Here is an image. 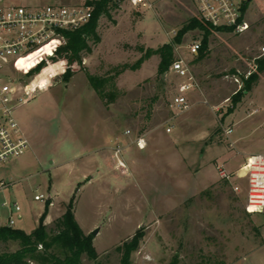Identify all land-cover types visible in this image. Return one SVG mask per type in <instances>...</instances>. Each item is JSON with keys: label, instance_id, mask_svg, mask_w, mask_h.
I'll use <instances>...</instances> for the list:
<instances>
[{"label": "rangeland", "instance_id": "1", "mask_svg": "<svg viewBox=\"0 0 264 264\" xmlns=\"http://www.w3.org/2000/svg\"><path fill=\"white\" fill-rule=\"evenodd\" d=\"M245 1L250 28L241 34L214 32L201 60L188 50L202 42L199 30L175 43L189 20L200 17L191 0H156L153 10L112 9L97 28L102 42H90L84 69L68 82L62 74L66 60L53 61L55 48L66 40L23 58L15 66L17 78L29 90L39 89L15 110L31 150L0 165L6 185L0 190V226L13 215L14 228L31 233L48 204L45 224L51 231L73 200L76 219L98 252L97 260L84 255V264H120L116 248L141 227L145 237L133 264H170L175 256L179 264H264V214H249L245 190H233L240 180L222 179L217 168L235 173L242 165L225 166L228 157L264 153V78L233 104L244 80L257 71L264 47V0ZM167 44L174 45V60L190 62L203 93L198 95L209 105L194 104L164 125L174 117L172 100L182 81L171 65L158 73L161 57L153 51ZM88 74L112 78L106 88L115 93L112 102L96 93ZM230 126L234 146L224 136ZM41 194L46 200H35ZM4 202L18 203L21 217L2 207ZM20 247L18 241L0 242V254ZM56 253L64 256L65 249L57 247Z\"/></svg>", "mask_w": 264, "mask_h": 264}, {"label": "built area", "instance_id": "2", "mask_svg": "<svg viewBox=\"0 0 264 264\" xmlns=\"http://www.w3.org/2000/svg\"><path fill=\"white\" fill-rule=\"evenodd\" d=\"M103 1L0 0V165L10 157H22L31 150V142L17 121L15 110L35 98L39 89L29 90V87H24L28 84L19 81L15 74V66L23 58L48 43L66 40V32H74L85 27L90 23ZM191 1L196 6L200 17L214 28L231 29L236 34L244 33L250 28L245 15L247 9L244 10L247 4L245 0ZM155 4L156 0H110L108 8H110V13L112 9L117 10L124 6H132L137 11H142L144 9L153 10ZM201 46V41H194L188 45L189 54L198 56ZM261 51V55L264 56V47L261 48ZM170 71L182 81L172 100L171 106L175 109L174 117L167 119L164 125L171 123L180 114L190 110L194 105L190 100V94L195 90L202 91L199 82L192 75L190 62L185 58L179 56L175 59L171 64ZM203 103L209 105L205 99ZM167 132H171V125L167 127ZM232 134L233 128L224 129L225 139L228 140L230 146L235 145L231 141ZM144 145L143 137H139L137 146L143 148ZM118 151L120 152V150ZM217 168L220 177L224 180L230 181L233 177H237V179L246 182V210L249 214H264L263 154L249 156L235 173L228 172L225 167L218 166ZM5 186L3 182H0V190ZM233 188L235 192L240 190L239 185H234ZM35 200L45 201L46 198L41 194L36 195ZM2 207L12 209L18 218L21 217L22 208L18 203L11 206L8 202H4ZM6 225L14 227L16 218L11 215L6 221Z\"/></svg>", "mask_w": 264, "mask_h": 264}, {"label": "trees", "instance_id": "3", "mask_svg": "<svg viewBox=\"0 0 264 264\" xmlns=\"http://www.w3.org/2000/svg\"><path fill=\"white\" fill-rule=\"evenodd\" d=\"M109 1L104 0L99 5L94 17L85 27L74 32L65 33L66 43L57 48L56 56L53 58V61L60 58L66 60L62 73L65 82H68L75 73L84 69V58L86 54L92 52L90 42L97 45L102 41L97 28L100 18L103 15H110ZM247 7L248 4H246L244 10ZM192 30H199L202 33V46L197 60H201L206 56L209 50L210 37L214 32H232L231 29L214 28L201 17L196 16L191 18L177 33L175 43H180L183 35ZM153 53L159 54L161 57L158 73L163 75L174 61V45H164L161 49L153 51ZM256 64L257 71L251 74L248 80L243 78V90L233 96V104L241 101L242 94L249 93L259 83L261 74L264 73V56L258 58ZM43 65H39L31 74L40 71ZM123 71L117 73L120 74ZM88 77L96 93L103 100L109 99L112 102L115 99V93H109L106 89L112 78L91 74H88ZM48 209L49 205L47 204L37 228L31 233L8 225L0 226V242L18 241L21 246L16 252L0 254V264H29L32 260L43 264H84V255H87L91 260L98 259V252L94 247L92 235L86 234L76 219L73 200L67 206L65 213L57 218L55 227L51 231L45 224ZM144 237L145 230L141 227L130 240H126L116 248L121 254L120 264H133L132 255L140 248ZM60 246L65 249L64 256L56 253V248ZM179 262V257L175 256L170 264H179Z\"/></svg>", "mask_w": 264, "mask_h": 264}, {"label": "crops", "instance_id": "4", "mask_svg": "<svg viewBox=\"0 0 264 264\" xmlns=\"http://www.w3.org/2000/svg\"><path fill=\"white\" fill-rule=\"evenodd\" d=\"M100 23V22H99ZM102 42V41H101ZM100 42V43H101ZM84 60H85V58H84ZM263 78L264 77H261L260 78V81H259V83L252 89V91H250V92H254L256 89H257V87H259V85L262 83V80H263ZM198 94H203L201 91H198V90H195V91H193L191 94H190V100H193V102H194V104L196 105V104H201V102H203V98L201 97V96H199ZM196 96H199V98L198 99H194V97H196ZM252 103V105L254 104L253 103V101H251ZM240 104V103H239ZM257 110L258 109H256V107L255 108H251L250 110H248V117L249 116H252L254 113H256L257 112ZM231 128H233L232 126H230ZM208 139V138H207ZM206 144H209V145H212L211 143H209V142H206ZM204 151H205V149H203L202 150V152L201 153H204ZM255 154H263L264 155V153H244L243 154V156H244V158L242 159V158H240L239 159V156H237V155H233V156H230V157H228L225 161H224V165L226 166L227 165V167H228V164H230V165H233V167L235 166V167H240L241 165H243L244 163H245V161H246V159L249 157V156H251V155H255ZM229 156V155H228ZM226 162H228V163H226ZM237 169V168H236ZM240 183L238 184L239 186H240V190L238 191V192H236L237 194H239V193H242L243 192V190H245V201L247 200V184H246V182L244 181V180H240L239 181ZM233 190H234V188H233ZM63 214V213H62Z\"/></svg>", "mask_w": 264, "mask_h": 264}, {"label": "water", "instance_id": "5", "mask_svg": "<svg viewBox=\"0 0 264 264\" xmlns=\"http://www.w3.org/2000/svg\"><path fill=\"white\" fill-rule=\"evenodd\" d=\"M97 232H98V231H97V230H95V231L93 232V235H96V234H97Z\"/></svg>", "mask_w": 264, "mask_h": 264}, {"label": "bare ground", "instance_id": "6", "mask_svg": "<svg viewBox=\"0 0 264 264\" xmlns=\"http://www.w3.org/2000/svg\"><path fill=\"white\" fill-rule=\"evenodd\" d=\"M49 44V43H48ZM121 165H123L122 163H120Z\"/></svg>", "mask_w": 264, "mask_h": 264}]
</instances>
